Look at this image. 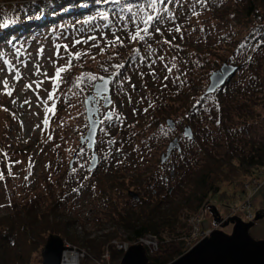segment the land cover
Listing matches in <instances>:
<instances>
[{
	"label": "rangeland",
	"instance_id": "rangeland-1",
	"mask_svg": "<svg viewBox=\"0 0 264 264\" xmlns=\"http://www.w3.org/2000/svg\"><path fill=\"white\" fill-rule=\"evenodd\" d=\"M5 1L0 0V7L4 5ZM184 4L183 9L175 8L178 17L176 23L183 25L182 32H173L172 38L168 40H172L173 44L179 45L182 49L191 47L184 43L192 45L195 49L190 52V56L200 57L202 60L206 57L211 60L209 55L204 56L199 52L207 47L205 51L207 54V50L216 46L214 44L217 43L220 33L224 34L225 32L224 25L211 20L205 21L203 18L204 9L199 4L196 5V10L201 13L198 17L191 15L189 0ZM201 27L204 28L203 32L200 31ZM20 28L21 26L19 28L11 27L1 34L0 38V51L5 52L6 59L16 63L17 58L10 52L15 45L20 49V59L29 62L27 69L23 65H18L27 78L15 84L13 97L9 98L0 94V131L4 133L0 134V171H3L6 177L4 181H0V205H3L0 207V221H3L2 227H0V236L5 235L0 239V264H43L42 251L49 237L54 235L51 233L52 230L58 233L57 235L65 241L67 247L72 248L68 252H76L81 256L77 264L95 263L94 259H91L93 256L90 255H93L91 252L97 243H105L108 247V253L102 256V260H104L102 264L122 263L125 252L121 257L117 255L114 259L110 245L117 250H119L117 245H128V248L144 246L149 263H154L152 258L164 259L180 250L181 247L186 250V253L195 247L196 244L192 246L190 244V241L194 239V234L215 229L214 220L217 221L218 217L210 203L192 216L189 221L182 219L181 222H176L173 228L162 230V237L154 239V236H148L143 240L133 242L127 240L128 233L119 227L116 220L112 219L111 208L116 205L121 211L124 209L139 210L138 205L132 203L128 193L130 191L137 192L138 185L146 187L147 184L141 183V180L150 178L149 176L154 174L152 164L160 159L166 151L168 143L175 137L180 136L181 139L183 129L190 126L189 112L183 107L181 108L180 103H170L169 95L180 81L192 79L195 75L199 77L201 73L205 74L207 66L202 65L201 67L200 63L194 65V62H190L189 58L182 59L175 56L178 55L172 51L175 48L165 45L167 49L164 48L162 53L156 56V62L152 64L150 71L142 70L145 57L141 56L134 66L132 64L129 67L128 72L115 76L116 80L114 79L112 82L113 104L111 107L103 109L101 114L104 121L101 126L103 131L100 129L96 152L101 159L108 157L109 149L113 150V153H130L132 171L129 170L127 174L131 176L128 179L132 181L126 182L120 179L124 175L117 174L114 166L108 164V159L103 158L104 163L101 162L103 164L101 167L99 166L100 168H96L95 173L89 171L92 155L89 150L87 151L89 155L85 153L84 150L87 148L80 145V138L84 137L88 131L85 100L89 94L93 93L94 87L85 80L80 85V89L83 91L72 88L76 77L81 73L109 77V73L104 72L103 67H108L110 72L120 73V69H112L110 65L116 64L119 57H123L127 53L125 49L119 53L122 49L119 45L115 48L107 46V42L115 38L113 33L116 34L114 32L116 29L109 30L107 27H100L91 19L86 20V18L56 26H48L37 20L35 23L29 22L23 32H20ZM33 28L34 30H31ZM181 35H183V39L180 38ZM90 36H95L96 40H88ZM173 37H175L174 40ZM76 39H80L84 43L73 48L72 42ZM9 41L12 43L10 44ZM124 42L129 47L135 43L128 39V34L125 35ZM65 44L68 45L70 51H79L87 53V55H84L80 60H74V66L67 73L62 74L64 82L61 84L60 90L54 100L45 105L43 98L47 96V92L43 89L51 90V81L45 80L41 88L35 91H25L23 85L32 80L44 79L42 75L32 76L30 70L32 61L40 47L45 50L44 57L40 60L42 71H47L48 75L52 76L55 67L63 63L59 58L54 57L56 46ZM92 44H99V48L92 47ZM136 44L138 45V43ZM137 45L131 47L132 58L134 57L133 50H136ZM100 48L104 49L103 53L100 52ZM177 51L180 52L179 49ZM61 52L67 57V53L63 51L62 47ZM49 56L56 59L55 65L49 62ZM90 56H95L96 59L93 60ZM159 56H163L164 60L160 61ZM173 56H175L174 60L171 59ZM214 62H217L218 66L217 69L209 73L204 92L209 86L212 73L219 70L224 64H229L226 55L220 59L215 57ZM173 63L177 65V69H173V73L170 74L164 65L167 64L171 67ZM81 65L83 66L81 67ZM0 66H2V61H0ZM134 68L141 70L140 75H135ZM153 71L155 76L151 75ZM5 74L0 73V78ZM166 75L169 76L168 80H164ZM176 76H179L180 80H176ZM9 80L10 83H14L10 76ZM165 84L167 87H164ZM70 88L71 91H69ZM33 89H35V85H33ZM0 92H2V85H0ZM74 92L77 95H73ZM37 94L41 99H37ZM12 99H16L15 104L11 102ZM25 99H29L31 103L23 104ZM161 101L162 103H160ZM53 103L55 104V114L47 113L49 123L45 125L42 122L45 118L44 109L46 106L51 107ZM149 103L154 107L148 108ZM99 106L102 107V105ZM157 107L165 109L166 115H164V121L161 124L162 128L158 131L155 139L151 141L143 132L141 133L140 129L149 120L146 116L151 117ZM3 108H8L9 111L4 112ZM144 108H148V111L144 112ZM134 110L135 114H133ZM107 112H112L111 121L105 119ZM168 119L174 120L177 126L173 135H170L172 132L166 126ZM109 141H115V143H109ZM185 144L187 145V142ZM142 153L148 154H144L143 158L141 157ZM4 154H7V157ZM75 154L78 155L77 161L80 164L78 166H86L83 172L77 171L76 168L70 172L69 165L74 161ZM176 156L175 154L174 159H178ZM15 161L21 163L15 164ZM33 164L31 175L27 180H24V176L28 175L25 169ZM7 166L12 167L15 178L7 175ZM145 171L146 175L142 176ZM73 178H77L78 184L81 181L86 184L80 189L79 185L74 184L77 190L72 191L70 182ZM260 180L263 179L260 178ZM101 181H104L106 185L112 184L113 188L107 191L110 192L111 199L102 195L105 192L102 191L103 189L94 187L98 186ZM177 182H181L182 185V178L177 176L175 183L170 184L168 188H175L174 194L181 198V187ZM120 183L123 184L119 186ZM89 184L93 187L92 189H89ZM246 191L247 195H242L239 199L216 196L211 200L218 203L216 208L220 220H227L233 216L232 218H237L244 224L254 223L249 231L250 238L254 241H264V217L257 222H248L241 211L246 205L248 197H252V214L255 219L259 214L264 213V185L257 191L255 189H246ZM164 193L165 191L162 194ZM158 202L159 199L154 205ZM149 205L153 204L150 202ZM165 209L158 208L156 210L155 222H158L163 216H169ZM197 219L200 221L197 222ZM235 227L236 223L229 222L227 225L219 226L217 230L230 237ZM91 240L94 241L92 248L87 244ZM1 242H5V246H2Z\"/></svg>",
	"mask_w": 264,
	"mask_h": 264
},
{
	"label": "trees",
	"instance_id": "trees-1",
	"mask_svg": "<svg viewBox=\"0 0 264 264\" xmlns=\"http://www.w3.org/2000/svg\"><path fill=\"white\" fill-rule=\"evenodd\" d=\"M186 1L188 0H184ZM116 7L112 0H6L0 7V21L8 22L9 26L0 28V38L1 34L11 27L21 26L20 32H23L29 22L35 23L37 20L48 26H56L81 18L88 20L95 17L91 19L93 23L103 28L107 25L109 30L116 29L115 35L124 40L125 35L132 30V26L129 24L125 27V22L120 21L114 15L113 9ZM202 8L205 12L204 20L223 24L225 32L220 33L217 43H213L216 46L207 50V54L205 52L207 47L199 52L204 56L209 55L211 60L206 57L202 60L200 57L190 56V52L195 47L186 43L184 44L191 47L183 49L180 47V52L177 48L172 50L178 54L175 56L182 59L189 58L194 65L197 64L196 61H199L201 67L202 65L207 66L205 74L201 73L199 77L195 75L192 79H185V83L175 85V89L169 95L170 103H180L181 108L189 112V125L195 135L192 141L181 135V151L176 156L179 160L177 176L182 178V185L181 182L179 185L181 198H179L178 205L172 203L170 209L166 207L165 211L167 213L170 211L168 213L170 215L163 216L158 222L154 220L158 206H141L138 203L139 210L133 211L129 209L121 211L116 205L117 209L112 207V219L116 220L119 227L128 233L127 240L132 242L143 240L148 236L162 237V230L173 228L175 223L181 222L182 219L189 221L209 203L212 204L216 216L219 217L216 208L218 203L212 201L211 198L228 196L230 199H239L242 195H247L245 186L257 181L261 172L264 171V0H208L207 6H202ZM100 11L109 12V21H104L97 15ZM172 26L166 23L164 29ZM165 38L171 39L172 33L163 31V35H155L148 41L155 50L150 56L148 53L151 50H147V43L143 41L138 45L133 43L131 47L137 45L136 50H138L134 51L133 58L132 48L124 42V47L119 53L125 49L127 54L119 57L117 61L118 64H124L119 75L128 72L129 67L132 64L134 66L141 56L145 57L142 70L150 71L148 60L151 63V60H156V56L161 54L164 48L167 49L164 44L158 43ZM242 42L245 47L238 51ZM258 42L261 46L257 48L255 46ZM224 55L229 64L238 68L237 73L215 94L206 95L204 91L208 75L218 66L214 59L215 57L220 59ZM194 59L196 60L193 61ZM140 72L141 70L134 68L135 75H140ZM202 96L205 99L201 100ZM164 115H166V110L157 107L151 117L146 116L149 120L140 131L148 137V140L153 141L157 136L162 128ZM154 127L157 128L154 129ZM2 133L3 131H0V134ZM144 154L142 153L141 157L145 156ZM145 175L146 171L142 176ZM144 179L141 183L148 184V178L145 181ZM70 184V189L77 190V185L80 189L86 182L81 181L78 184L77 178H73ZM88 187L93 188L90 184ZM94 187L103 189L102 191L105 192L102 195L111 199L110 192L107 191L113 188L112 185H106L104 181H101L98 186ZM175 209H178V215L174 219ZM263 217L264 213L258 215V218ZM2 222L0 221V227H2ZM51 233L58 234L53 230ZM93 242L91 240L87 244L92 248ZM4 244L5 242H1L2 246ZM110 247L114 259L117 255L119 257L123 255L122 251L111 245ZM107 248L105 243H97L93 247L91 252L93 255L90 256H93L91 259H94V264L104 262L102 256L108 253ZM185 253L186 250L181 247L180 250L164 259L152 258V262L169 264Z\"/></svg>",
	"mask_w": 264,
	"mask_h": 264
},
{
	"label": "snow or ice",
	"instance_id": "snow-or-ice-1",
	"mask_svg": "<svg viewBox=\"0 0 264 264\" xmlns=\"http://www.w3.org/2000/svg\"><path fill=\"white\" fill-rule=\"evenodd\" d=\"M112 2L117 6L115 9H113L114 15L120 20L125 22V27H128L129 24L132 26V30L128 33V39L131 42L139 43V42H145L147 43V50L149 51V56L154 53V49L152 47L151 43H148V41L153 38L155 35H163V31H167L169 34L175 32V33H181L183 25L176 23L178 17L177 12L175 11L176 6H179L181 9L185 7L184 0H112ZM208 0H189V10L191 12L192 16H199L201 13L196 10V5L199 4L201 6H207ZM97 15L104 21H109V12L108 11H100L97 13ZM39 18V17H37ZM95 17H91L90 19H94ZM172 24L174 27H169L167 29H164V25ZM9 26L8 22L6 21H0V28H7ZM107 27V25H105ZM195 31V29H193ZM200 31L203 32L204 28L201 27ZM114 39L107 42L108 47L115 48L116 46L124 47V40L113 33ZM181 39H183V35L180 36ZM175 37H173V40ZM247 39V38H246ZM88 40L95 41V36L88 37ZM11 44L12 42L9 41ZM84 41H81L80 39H76L72 42V47L75 48L76 45L82 44ZM158 43L164 44V45H170L174 48L179 49V45L173 44L172 40L163 39L158 41ZM92 47L99 48V44H92ZM260 42L257 43L255 47H260ZM61 47L63 48V51L67 53V57H65L61 52ZM245 44L242 42L239 45L238 51L244 49ZM44 48L40 47L37 50V54L35 59L32 61V67H31V74L32 76H43L44 79L42 80H32L30 83L23 85V90L25 91H35L36 89H40L41 85L44 84L45 80L51 81V90L48 88L43 89V91L47 92V96L44 99L45 105H47V102L53 101L54 98L57 95V92L60 90L61 84L64 82L62 74L67 73L74 65V60H80L84 55H87V53H82L79 51H70L67 44L60 46H56V51L54 53L55 58H59V60L63 61L58 67H55L54 75L49 76L47 71H42V65L40 63V60L44 57ZM104 49L100 48V52L103 53ZM138 51V50H133ZM11 54L14 55L17 60L16 63H13L12 60L6 59L5 52L0 51V61H2V66H0V73H6L2 78H0V85H2V92L0 94L5 95L9 98L13 97L14 91H15V84L19 83L21 80H24L27 78L26 74L21 71V68L18 65H23L25 69L29 68V62H26L22 59H20L21 53L20 49L16 48L15 45H13V48L10 50ZM53 56H49L48 60L53 65L56 64V59ZM91 59L95 60V56H90ZM109 59H112L109 57ZM158 59L160 61L164 60L163 56H159ZM171 59H175V56H173ZM156 61L152 60L151 63L148 64V67L151 68L152 64H154ZM197 65H199V61H196ZM83 65H81L82 67ZM103 67V65H101ZM112 69H122L124 68V64H113L110 65ZM164 67L167 69L168 73H173V69H177V65L173 63L171 67H169L167 64L164 65ZM104 72L109 73V79L115 76H118L119 73L112 71H109L108 67H103ZM232 71H235V69H231ZM151 75L155 76V72L153 71ZM9 76L11 77V81L14 83H10ZM141 76H143V73H141ZM109 79H106L104 76L97 77L96 75H92L90 73H81L80 76L76 77L75 82L72 84V88L80 89V85L87 80L92 87L97 88L98 94L100 92H103L107 89V85L109 83ZM127 79V78H125ZM169 76H164V80H168ZM176 80H180L179 76L175 77ZM99 80L100 84L97 85L95 82ZM217 82L219 84L224 83V77L219 76L217 78ZM181 84L185 83V81H180ZM33 85H35V89H33ZM133 87H135L133 85ZM164 87H167L165 84ZM83 91V89H80ZM71 91V88L69 89ZM215 91V87H210L209 92ZM73 95H77V93H73ZM37 99H41V97L37 94ZM93 99H95L93 97ZM105 100H107V97H104ZM201 100L205 99L204 96L200 98ZM11 102L13 104L16 103V99H12ZM31 101L29 99H25L23 101V104H30ZM199 103V102H198ZM23 106V105H22ZM74 106V105H73ZM154 107L153 104L149 103L148 108ZM148 108H144L143 111L147 112ZM4 112H8V108L2 109ZM45 118L43 119V124L47 125L49 123V119L47 118V113L55 114V104L53 103L51 107H45ZM133 114H135V110L133 111ZM105 119L111 120V116H106ZM101 124L104 123L103 120L100 121ZM37 127H40V125H37ZM103 131V129H101ZM107 134V133H105ZM185 137L188 139H191V135L187 132L183 133ZM51 139V137H49ZM109 143H115V141H109ZM83 151V150H81ZM5 157H7V154H4ZM15 164L21 163L20 161H15ZM31 167H34L33 165H30L28 169H25V171L28 173V175L24 176V180L28 179V176L31 175ZM47 167V165H46ZM7 175L9 177H13L14 173L12 171L11 166H7ZM5 173L3 171H0V181L5 180ZM73 191H76V189H73ZM0 207H3V205H0Z\"/></svg>",
	"mask_w": 264,
	"mask_h": 264
},
{
	"label": "water",
	"instance_id": "water-1",
	"mask_svg": "<svg viewBox=\"0 0 264 264\" xmlns=\"http://www.w3.org/2000/svg\"><path fill=\"white\" fill-rule=\"evenodd\" d=\"M231 69H235V71ZM237 70L238 68L232 64H224L210 76V83L205 94H215L235 76ZM219 76L224 77L223 84L217 82ZM106 79H109V77H106ZM112 81L113 77L109 79L107 89L99 94L97 88L94 87L93 93L89 94L85 100L89 127L85 137L81 138L80 144L84 145L86 143L87 148L92 152V160L89 167L90 171L97 168L99 160V156L96 153L97 137L101 126L99 100H103V107L106 109L112 106ZM96 84L99 85L100 81H97ZM210 87H215V91L209 92ZM105 96L107 100L104 99ZM93 97L95 99H93ZM106 116H112V113L109 112ZM166 124L170 129H175L176 127L175 122L171 119L167 120ZM185 132L191 135L190 140L195 139L191 126H186L183 129V133ZM184 138L188 139L185 136ZM174 150L181 151L179 138H175L169 143L166 154L162 156V162L168 160ZM128 195L134 199L139 198L133 191H130ZM261 219L262 218H258L257 216L254 221L257 222ZM218 222L217 220L216 223ZM229 222L236 223L232 236L227 237L216 230L210 237L203 239L187 253L169 264H264V241H254L249 235V231L254 226V223L244 224L242 221L232 218L224 225H227ZM70 250L71 248L65 245V241L60 236L51 235L42 251L43 264H63L64 253ZM121 264L154 263L148 262L147 252L144 246H132L124 254Z\"/></svg>",
	"mask_w": 264,
	"mask_h": 264
},
{
	"label": "flooded vegetation",
	"instance_id": "flooded-vegetation-1",
	"mask_svg": "<svg viewBox=\"0 0 264 264\" xmlns=\"http://www.w3.org/2000/svg\"><path fill=\"white\" fill-rule=\"evenodd\" d=\"M103 102H100L99 105H102ZM103 109H101L100 114H102ZM171 130V134L173 135L176 130H177V126L175 127V129H170ZM176 138V137H175ZM174 138V139H175ZM180 139V136L178 137ZM171 142V141H170ZM169 142V143H170ZM168 143V145H169ZM167 145V147H168ZM83 147L86 148V144L82 145ZM114 146V144H113ZM166 147V149H167ZM85 153H87V155H89V153L87 152L88 149L84 150ZM178 151H173L170 158L168 160H166L165 162H162V156L166 154V151L161 155L160 159H157L153 164H152V169H154V174L150 175L148 178V184L145 188H143V186L138 185L139 190L133 191L138 195V199H134L132 197H130V199L132 200V203H134V205H138V203H140L139 205L141 206H158L159 208L163 209L168 207L170 209V206L172 203H176V205H178L179 203V197H176L177 195H175V188H168V186L172 183H175V180L177 178V169H178V165H179V160L178 159H174L175 154L177 155ZM148 154V153H145ZM88 157V156H87ZM104 159H108V164L113 165L114 169H116V173L120 174V175H124V177H120L121 180L124 181H128V178H131V176L129 174H127L131 170L130 165H131V157L129 155V153H113V150L109 149L108 152V157H103ZM103 158L101 159V157L99 156V166L101 167V165L104 163ZM73 162H71V165H69V169L70 172H73L74 168H76L77 171L80 170V172H83L84 169L86 168V166H78L80 165L78 163V155L75 154L73 156ZM173 161V162H172ZM103 162V163H101ZM99 167V168H100ZM88 173V172H85ZM95 173V171L93 172ZM176 174V176H175ZM85 175V174H84ZM115 176V174H114ZM130 182L132 180H129ZM145 181V179H144ZM123 183H120L119 186H121ZM178 185H180L179 182H177ZM112 185V184H111ZM145 189V190H144ZM163 191H165L164 194ZM162 197V198H161ZM178 198V199H177ZM159 199V202L154 205L157 200ZM152 203L153 205H149V203ZM168 213H170V211H168ZM170 215V214H169ZM178 215V209H175L173 211V218L175 219V217Z\"/></svg>",
	"mask_w": 264,
	"mask_h": 264
},
{
	"label": "built area",
	"instance_id": "built-area-1",
	"mask_svg": "<svg viewBox=\"0 0 264 264\" xmlns=\"http://www.w3.org/2000/svg\"><path fill=\"white\" fill-rule=\"evenodd\" d=\"M263 177H264V171L261 172V174L259 175V178H262L263 180L260 181V182L259 181H253L251 184H247L245 186L246 189H248V190L255 189L257 191L259 188H261L264 185V178ZM250 201H251V197H248L246 205L241 210L242 211V215L245 216V219L247 221H252L253 218H254V215L252 214V211H251ZM199 221L200 220L197 219V222H199ZM212 232H213V230L203 231L202 233L197 232L196 234H194V239H192V241H190L191 246L193 244H197L199 242V240L211 236ZM155 238L156 237H154V239ZM117 246H118L119 249H121V250H123L125 252L128 250V245H125V246L117 245Z\"/></svg>",
	"mask_w": 264,
	"mask_h": 264
},
{
	"label": "bare ground",
	"instance_id": "bare-ground-1",
	"mask_svg": "<svg viewBox=\"0 0 264 264\" xmlns=\"http://www.w3.org/2000/svg\"><path fill=\"white\" fill-rule=\"evenodd\" d=\"M22 107V106H21ZM80 255L76 252H66L64 256L65 264H77L80 260Z\"/></svg>",
	"mask_w": 264,
	"mask_h": 264
}]
</instances>
